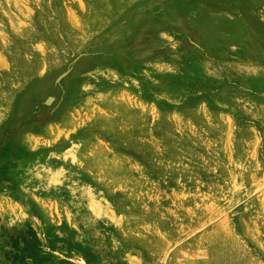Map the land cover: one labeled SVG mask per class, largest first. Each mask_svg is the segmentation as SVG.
I'll use <instances>...</instances> for the list:
<instances>
[{
    "label": "rangeland",
    "instance_id": "rangeland-1",
    "mask_svg": "<svg viewBox=\"0 0 264 264\" xmlns=\"http://www.w3.org/2000/svg\"><path fill=\"white\" fill-rule=\"evenodd\" d=\"M0 264H264V0H0Z\"/></svg>",
    "mask_w": 264,
    "mask_h": 264
}]
</instances>
